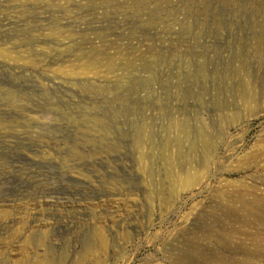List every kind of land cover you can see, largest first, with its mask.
I'll return each instance as SVG.
<instances>
[{
	"label": "rangeland",
	"instance_id": "374dc122",
	"mask_svg": "<svg viewBox=\"0 0 264 264\" xmlns=\"http://www.w3.org/2000/svg\"><path fill=\"white\" fill-rule=\"evenodd\" d=\"M0 264H264V0H0Z\"/></svg>",
	"mask_w": 264,
	"mask_h": 264
}]
</instances>
